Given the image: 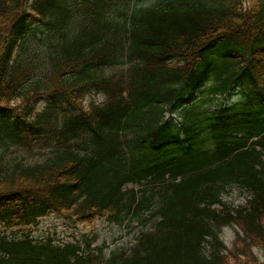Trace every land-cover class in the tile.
<instances>
[{"label":"trees","instance_id":"1","mask_svg":"<svg viewBox=\"0 0 264 264\" xmlns=\"http://www.w3.org/2000/svg\"><path fill=\"white\" fill-rule=\"evenodd\" d=\"M50 213L151 231L107 257L0 235V264H258L264 0H0V224Z\"/></svg>","mask_w":264,"mask_h":264},{"label":"rangeland","instance_id":"2","mask_svg":"<svg viewBox=\"0 0 264 264\" xmlns=\"http://www.w3.org/2000/svg\"><path fill=\"white\" fill-rule=\"evenodd\" d=\"M245 6H248V3ZM102 100L103 98L101 96H87L84 105L86 106L92 101L99 104ZM43 104L42 102L38 104V109ZM22 105L23 103L21 101H14L10 104L13 109L18 108L19 110L23 107ZM38 160L39 156L34 155L32 161ZM245 200L246 195L239 192L236 188L229 190L222 198V201L228 207L240 206L245 203ZM132 226L134 227L131 230L127 227L110 224L105 218H98L90 225L84 223L78 226H72L62 218L52 214L39 220L38 226L32 232V237L35 240L51 237L60 243L73 242V240H79L81 242V239H86L92 243V248L103 246V244L107 246L105 254H108L110 251L127 249L133 245L136 233L143 230V228L135 224ZM16 231L17 229L9 230L6 232V236L8 238L18 237ZM237 233L241 235L240 230L236 226L223 228L220 238L226 247L231 248L235 244H233V241ZM252 251L259 263L264 264V250L254 247Z\"/></svg>","mask_w":264,"mask_h":264}]
</instances>
